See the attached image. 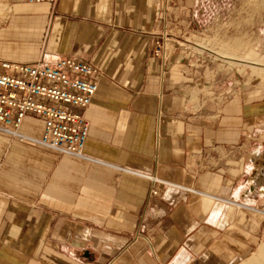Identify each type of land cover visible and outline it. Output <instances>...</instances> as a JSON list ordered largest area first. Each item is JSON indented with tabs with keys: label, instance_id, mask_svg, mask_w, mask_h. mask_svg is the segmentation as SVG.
<instances>
[{
	"label": "crops",
	"instance_id": "crops-1",
	"mask_svg": "<svg viewBox=\"0 0 264 264\" xmlns=\"http://www.w3.org/2000/svg\"><path fill=\"white\" fill-rule=\"evenodd\" d=\"M31 7L0 25L1 60L71 58L102 76L86 158L39 145L40 119L0 133V264H264V88L209 93L179 46L188 0Z\"/></svg>",
	"mask_w": 264,
	"mask_h": 264
},
{
	"label": "built area",
	"instance_id": "built-area-1",
	"mask_svg": "<svg viewBox=\"0 0 264 264\" xmlns=\"http://www.w3.org/2000/svg\"><path fill=\"white\" fill-rule=\"evenodd\" d=\"M58 2L0 0V16L11 15L21 4L53 9ZM160 48L158 45V52ZM101 76L98 68L71 58L52 63L44 56L31 63L0 59V133L20 138L25 118L40 119L44 131L39 145L59 155L86 158L84 149L91 129L87 111ZM150 193L156 196L157 191Z\"/></svg>",
	"mask_w": 264,
	"mask_h": 264
},
{
	"label": "rangeland",
	"instance_id": "rangeland-1",
	"mask_svg": "<svg viewBox=\"0 0 264 264\" xmlns=\"http://www.w3.org/2000/svg\"><path fill=\"white\" fill-rule=\"evenodd\" d=\"M188 4L191 25L183 31L179 46L204 66L209 93L264 88V0H188ZM21 6L26 10L19 11ZM30 8L34 7L21 4L14 10L21 14ZM7 17L0 16L2 28L12 24ZM36 43L41 47L43 38ZM7 47L12 48V43ZM252 204L257 231L264 227V194L253 198Z\"/></svg>",
	"mask_w": 264,
	"mask_h": 264
},
{
	"label": "bare ground",
	"instance_id": "bare-ground-1",
	"mask_svg": "<svg viewBox=\"0 0 264 264\" xmlns=\"http://www.w3.org/2000/svg\"><path fill=\"white\" fill-rule=\"evenodd\" d=\"M258 181V180H257ZM259 187V185H257ZM262 188L264 189V184L262 185Z\"/></svg>",
	"mask_w": 264,
	"mask_h": 264
}]
</instances>
